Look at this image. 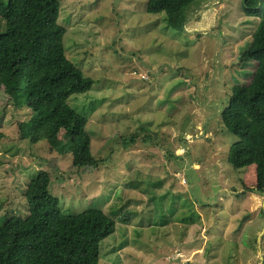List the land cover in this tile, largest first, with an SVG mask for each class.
I'll return each instance as SVG.
<instances>
[{
  "label": "rangeland",
  "instance_id": "obj_1",
  "mask_svg": "<svg viewBox=\"0 0 264 264\" xmlns=\"http://www.w3.org/2000/svg\"><path fill=\"white\" fill-rule=\"evenodd\" d=\"M60 1L66 56L95 82L68 103L88 120L99 164L74 170L71 155L23 141L31 112L0 100V223L29 215L23 192L46 171L65 215L116 222L101 264H264L256 167L229 165L239 139L221 120L231 89L253 79L239 54L264 0L252 17L245 0H201L182 31L149 15L148 0Z\"/></svg>",
  "mask_w": 264,
  "mask_h": 264
},
{
  "label": "trees",
  "instance_id": "obj_2",
  "mask_svg": "<svg viewBox=\"0 0 264 264\" xmlns=\"http://www.w3.org/2000/svg\"><path fill=\"white\" fill-rule=\"evenodd\" d=\"M199 1L148 0L147 13L164 16L167 28L182 31ZM261 3L245 0V15H258ZM60 10V0H0V100L31 112L19 125L23 141L46 142L60 156L71 155L74 170H88L99 164L88 120L68 100L89 93L95 82L66 56ZM239 63H254L255 71L249 85L231 89L221 116L226 132L239 139L228 163L237 171L255 166L256 191L264 194V20ZM50 184V174L40 171L23 192L29 215L0 223V264H101V245L116 234V222L100 210L65 215Z\"/></svg>",
  "mask_w": 264,
  "mask_h": 264
}]
</instances>
